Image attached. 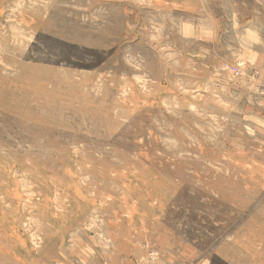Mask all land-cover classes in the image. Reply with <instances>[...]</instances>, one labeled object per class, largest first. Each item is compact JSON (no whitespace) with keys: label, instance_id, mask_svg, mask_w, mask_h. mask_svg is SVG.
Listing matches in <instances>:
<instances>
[{"label":"rangeland","instance_id":"374dc122","mask_svg":"<svg viewBox=\"0 0 264 264\" xmlns=\"http://www.w3.org/2000/svg\"><path fill=\"white\" fill-rule=\"evenodd\" d=\"M0 264H264V0H0Z\"/></svg>","mask_w":264,"mask_h":264}]
</instances>
